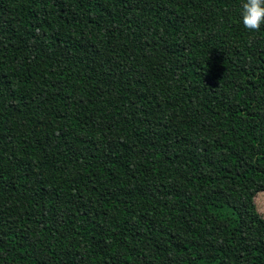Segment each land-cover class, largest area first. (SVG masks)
<instances>
[{"label": "trees", "instance_id": "obj_1", "mask_svg": "<svg viewBox=\"0 0 264 264\" xmlns=\"http://www.w3.org/2000/svg\"><path fill=\"white\" fill-rule=\"evenodd\" d=\"M242 3L0 0V264H264Z\"/></svg>", "mask_w": 264, "mask_h": 264}, {"label": "clouds", "instance_id": "obj_2", "mask_svg": "<svg viewBox=\"0 0 264 264\" xmlns=\"http://www.w3.org/2000/svg\"><path fill=\"white\" fill-rule=\"evenodd\" d=\"M240 18L245 29L258 32L264 25V0H243Z\"/></svg>", "mask_w": 264, "mask_h": 264}, {"label": "rangeland", "instance_id": "obj_3", "mask_svg": "<svg viewBox=\"0 0 264 264\" xmlns=\"http://www.w3.org/2000/svg\"><path fill=\"white\" fill-rule=\"evenodd\" d=\"M255 202L258 210L264 216V192H260L255 197Z\"/></svg>", "mask_w": 264, "mask_h": 264}]
</instances>
